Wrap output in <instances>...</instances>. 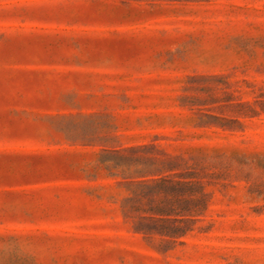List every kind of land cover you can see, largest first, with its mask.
<instances>
[{"label": "rangeland", "instance_id": "rangeland-1", "mask_svg": "<svg viewBox=\"0 0 264 264\" xmlns=\"http://www.w3.org/2000/svg\"><path fill=\"white\" fill-rule=\"evenodd\" d=\"M0 264H264V0H0Z\"/></svg>", "mask_w": 264, "mask_h": 264}, {"label": "trees", "instance_id": "trees-1", "mask_svg": "<svg viewBox=\"0 0 264 264\" xmlns=\"http://www.w3.org/2000/svg\"><path fill=\"white\" fill-rule=\"evenodd\" d=\"M158 212H160V211H158Z\"/></svg>", "mask_w": 264, "mask_h": 264}]
</instances>
